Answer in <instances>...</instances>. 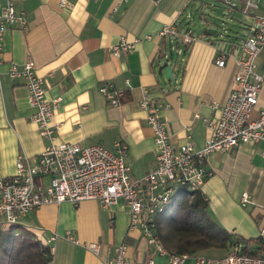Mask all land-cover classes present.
Masks as SVG:
<instances>
[{
	"label": "crops",
	"instance_id": "obj_1",
	"mask_svg": "<svg viewBox=\"0 0 264 264\" xmlns=\"http://www.w3.org/2000/svg\"><path fill=\"white\" fill-rule=\"evenodd\" d=\"M7 1L0 0V8ZM11 1L27 26L9 27L1 37L0 180L15 174L18 156L33 160L52 143L101 145L113 151L116 141L126 145L131 175L140 178L156 165L152 130L139 107L142 89L163 105L160 116L172 147L190 141L201 148L210 135L208 122L220 116V108L237 86L234 76L242 37L232 41L217 32L216 36L193 32L194 41L180 45L183 54L172 58L169 40L158 35L168 25L186 29L184 11L202 0H69L70 7H60L58 0ZM227 1L245 4V0L219 2L226 6ZM260 8L264 12V0ZM249 13L254 17L253 10ZM256 19H246L250 24L244 29L255 25ZM206 25L210 27L208 21ZM121 37L136 40L134 48L114 54L112 47ZM221 54L226 56L222 68L215 64ZM28 59L44 80L46 98H61L51 120L55 127L51 140L42 138L30 120L34 109L24 80L8 76L11 64L21 66ZM168 67L170 78L165 76ZM256 69L264 77V49L256 58ZM100 87L122 91L119 105H109ZM258 107H264V84ZM207 166L212 175L201 191L208 214L231 235V241L260 239L264 245L262 145L246 142L226 153H213ZM243 193L252 202L245 207L239 202ZM21 226L43 243L55 237L49 244L53 252L48 264H106L120 244L127 246L129 264H145L154 251L139 229L129 230V213L122 199L108 209L93 200L44 204L30 212ZM89 243L99 245L97 254L87 249ZM231 245L199 254L220 259ZM258 247L249 243L251 250ZM154 261L167 264L159 255H154Z\"/></svg>",
	"mask_w": 264,
	"mask_h": 264
},
{
	"label": "built area",
	"instance_id": "obj_2",
	"mask_svg": "<svg viewBox=\"0 0 264 264\" xmlns=\"http://www.w3.org/2000/svg\"><path fill=\"white\" fill-rule=\"evenodd\" d=\"M260 1L245 0L244 5L227 1L225 4L247 15L249 11L258 9ZM58 2L60 7L71 6L69 0ZM16 25L24 28L27 20L22 13L16 12L13 2L8 0L0 8V48L3 32ZM158 35L169 40L171 49L177 55L183 54L180 45L189 46L195 39L191 30H183L176 25L163 27ZM135 43L136 40L129 42L121 37L112 47L113 53L130 51ZM262 49L264 12L256 19L255 25L247 27L240 41L238 70L234 76L237 86L230 91L220 108V116L208 122L210 135L201 148L195 147L190 141L173 148L169 142L166 122L160 116L163 105L147 89H142L139 107L146 112V122L152 130L156 165L140 178L131 175L126 145L122 141L114 143L113 151L101 145L80 147L52 143L33 160L18 156L15 174L0 180V233L11 227H18L30 212L44 204L64 201L77 204L93 200L108 209L122 199L129 213V230L139 229L154 247L145 264H155L154 255L163 257L167 264H184L189 259L193 264H264V256L254 258L243 255L240 242L232 243L225 257L211 259L199 253L169 252L154 234L155 217L165 210L173 196L178 195V190H200L212 175L207 166L210 155L216 152L226 153L246 142L260 143L264 155V107H258L264 77L256 69V58ZM225 63L224 54L215 60L220 68ZM8 76L24 80L29 103L34 109L30 120L36 125L42 138L53 139L55 127L51 120L61 98H46L44 80L37 75L31 59L21 66L11 64ZM125 84L130 87L129 80ZM99 91L109 105H119L122 91L107 87H100ZM239 202L242 207L252 203L247 193L241 195ZM54 239L53 236L43 243L49 255L53 252V247L49 244ZM66 240L75 243L71 236H66ZM87 249L97 254L99 245L89 243ZM126 252L125 244L118 245L114 258L106 264H129Z\"/></svg>",
	"mask_w": 264,
	"mask_h": 264
},
{
	"label": "trees",
	"instance_id": "obj_3",
	"mask_svg": "<svg viewBox=\"0 0 264 264\" xmlns=\"http://www.w3.org/2000/svg\"><path fill=\"white\" fill-rule=\"evenodd\" d=\"M190 30V29H187ZM165 210L155 217L154 234L169 252L197 253L210 248H224L234 242H243L242 254L259 258L264 256L260 239L231 241V235L215 222L207 211V199L200 190H178ZM253 241L258 249H249ZM47 247L33 233L19 225L0 233V264H48L51 259Z\"/></svg>",
	"mask_w": 264,
	"mask_h": 264
},
{
	"label": "rangeland",
	"instance_id": "obj_4",
	"mask_svg": "<svg viewBox=\"0 0 264 264\" xmlns=\"http://www.w3.org/2000/svg\"><path fill=\"white\" fill-rule=\"evenodd\" d=\"M263 4V3H262ZM254 11V17L242 14L235 9L224 6L221 2L216 0H202L197 1V4L189 6L183 13V19L185 25L184 28L189 29L193 22L195 21H208V25L215 32L219 34L220 37H225V39L237 41L239 38H243L245 35V30L247 25L250 23L246 21H252L254 18H258L263 14V9H257ZM187 26V27H185ZM168 54L172 58H177L175 50H170L168 48ZM181 195L175 197L174 202H176ZM200 253V252H197Z\"/></svg>",
	"mask_w": 264,
	"mask_h": 264
},
{
	"label": "water",
	"instance_id": "obj_5",
	"mask_svg": "<svg viewBox=\"0 0 264 264\" xmlns=\"http://www.w3.org/2000/svg\"><path fill=\"white\" fill-rule=\"evenodd\" d=\"M189 29L192 32H196L197 34L202 35L205 33L207 35L216 36L215 31L206 25V21L204 22L195 21L193 22V24L191 25ZM170 72H171V69L169 67L165 69V76L167 78H170Z\"/></svg>",
	"mask_w": 264,
	"mask_h": 264
}]
</instances>
